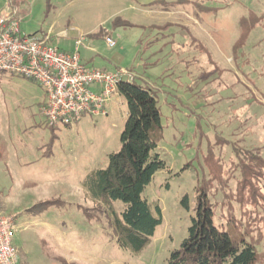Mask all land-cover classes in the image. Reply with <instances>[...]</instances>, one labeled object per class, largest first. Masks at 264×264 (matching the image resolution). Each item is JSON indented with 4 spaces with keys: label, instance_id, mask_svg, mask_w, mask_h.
I'll return each mask as SVG.
<instances>
[{
    "label": "rangeland",
    "instance_id": "1",
    "mask_svg": "<svg viewBox=\"0 0 264 264\" xmlns=\"http://www.w3.org/2000/svg\"><path fill=\"white\" fill-rule=\"evenodd\" d=\"M152 1L27 0L22 34H48L67 50L83 37L88 66L131 69L138 83L156 91L162 130L153 133L154 152L166 166L142 194L160 205L163 221L134 254L118 244L106 214L92 210L82 185L121 148L124 97L107 101L105 114L87 113L74 125L51 128L40 110L42 87L0 72V204L16 217L20 264H169L188 236L202 190L216 225L233 238L258 240L264 264V177L256 183L258 205L241 208L236 153L237 147L264 157V0L149 6ZM116 18L131 24L115 25ZM46 200L53 201L47 209H32ZM114 205L119 213L125 208L120 200ZM231 213L240 229L229 226Z\"/></svg>",
    "mask_w": 264,
    "mask_h": 264
},
{
    "label": "trees",
    "instance_id": "2",
    "mask_svg": "<svg viewBox=\"0 0 264 264\" xmlns=\"http://www.w3.org/2000/svg\"><path fill=\"white\" fill-rule=\"evenodd\" d=\"M161 1H152L149 6L159 5ZM181 2L189 0H176L168 5ZM196 4L201 9L202 4ZM114 24L131 23L116 18ZM169 25L163 26L167 28ZM247 31L243 26L242 38ZM97 34L102 35V32ZM118 95L124 97L128 110L127 121L121 132V148L108 155L106 168L91 171L82 185L86 197L94 203L92 210L108 217L118 244L134 254H140L150 244L163 221L160 205L150 203L142 196L154 174L166 166L154 152L157 142L153 133L160 135L162 130L160 108L156 91L147 84L138 83L137 78L120 83ZM242 150L236 147L242 172L239 181L240 205L244 208L247 204L258 205L260 192L256 190V183L264 177V157L258 151ZM116 200L125 204L120 213L114 205ZM182 202L189 208L187 196ZM52 203L46 200L32 209L42 211ZM214 218L213 204L202 190L198 195L196 215L191 219L188 236L180 248L171 252L169 264H259L263 260L257 248L258 240L247 241L244 235L233 238L229 231L216 225ZM228 224L240 229L234 213H231Z\"/></svg>",
    "mask_w": 264,
    "mask_h": 264
},
{
    "label": "built area",
    "instance_id": "3",
    "mask_svg": "<svg viewBox=\"0 0 264 264\" xmlns=\"http://www.w3.org/2000/svg\"><path fill=\"white\" fill-rule=\"evenodd\" d=\"M8 11L0 14V72H8L37 82L45 93L41 112L50 127L71 126L87 113L105 114V104L118 94L123 81L134 80L131 69L106 70L88 66L82 61L76 40L73 50L50 42L48 35L21 33L20 18L13 1ZM110 47L116 41L106 37ZM15 215L4 214L0 206V264H20L19 252L13 243Z\"/></svg>",
    "mask_w": 264,
    "mask_h": 264
},
{
    "label": "crops",
    "instance_id": "4",
    "mask_svg": "<svg viewBox=\"0 0 264 264\" xmlns=\"http://www.w3.org/2000/svg\"><path fill=\"white\" fill-rule=\"evenodd\" d=\"M12 1H13V5L16 6V8L18 10L19 18H20V16L25 15V14L28 13V11H29V3L27 2V0H19V1L12 0ZM8 5H9V0H0V14H4V13H6L8 11V9H7ZM30 35H48V34H44V33L43 34H37V32H34V33L30 34ZM64 49H66V48H64ZM80 54H81L82 61L84 63H86L85 60H84V58L88 59L86 53L83 54V52L80 51ZM91 59L93 60V58H90V60ZM45 99H46V97H45V93H44L43 98H42V100L40 102V110H41L42 105L45 103ZM0 206H1V204H0Z\"/></svg>",
    "mask_w": 264,
    "mask_h": 264
}]
</instances>
